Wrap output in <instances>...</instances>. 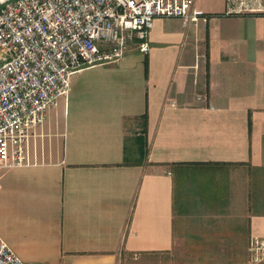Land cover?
<instances>
[{
	"label": "crops",
	"instance_id": "obj_1",
	"mask_svg": "<svg viewBox=\"0 0 264 264\" xmlns=\"http://www.w3.org/2000/svg\"><path fill=\"white\" fill-rule=\"evenodd\" d=\"M227 7L195 0L206 23L156 18L147 55L133 42L71 76L24 163L0 169V238L23 263L129 264L213 220L191 241L247 264L264 238V10Z\"/></svg>",
	"mask_w": 264,
	"mask_h": 264
},
{
	"label": "built area",
	"instance_id": "obj_2",
	"mask_svg": "<svg viewBox=\"0 0 264 264\" xmlns=\"http://www.w3.org/2000/svg\"><path fill=\"white\" fill-rule=\"evenodd\" d=\"M195 0H9L0 5V169L24 163V146L78 71L118 62L136 42L147 55L156 18L206 23ZM228 0L226 13L264 10ZM264 262V238L252 237L247 264ZM0 264L23 263L0 238Z\"/></svg>",
	"mask_w": 264,
	"mask_h": 264
},
{
	"label": "rangeland",
	"instance_id": "obj_3",
	"mask_svg": "<svg viewBox=\"0 0 264 264\" xmlns=\"http://www.w3.org/2000/svg\"><path fill=\"white\" fill-rule=\"evenodd\" d=\"M219 223L213 220L197 221L196 229L194 231L187 229L189 234H184L181 241H177L170 252L141 255L129 260V264H226L228 261L221 260V257L215 254L216 251H221V244L195 243L191 241L194 238L189 236H201L214 229L217 230Z\"/></svg>",
	"mask_w": 264,
	"mask_h": 264
},
{
	"label": "trees",
	"instance_id": "obj_4",
	"mask_svg": "<svg viewBox=\"0 0 264 264\" xmlns=\"http://www.w3.org/2000/svg\"><path fill=\"white\" fill-rule=\"evenodd\" d=\"M142 132L146 131V116H142V128H141ZM156 254V253H154Z\"/></svg>",
	"mask_w": 264,
	"mask_h": 264
},
{
	"label": "water",
	"instance_id": "obj_5",
	"mask_svg": "<svg viewBox=\"0 0 264 264\" xmlns=\"http://www.w3.org/2000/svg\"><path fill=\"white\" fill-rule=\"evenodd\" d=\"M7 1H9V0H0V5L6 3Z\"/></svg>",
	"mask_w": 264,
	"mask_h": 264
}]
</instances>
